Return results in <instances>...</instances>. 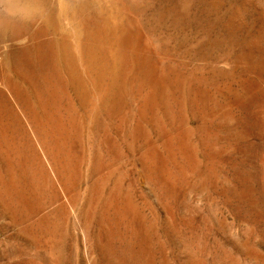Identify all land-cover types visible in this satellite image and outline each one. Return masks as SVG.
Masks as SVG:
<instances>
[{
    "label": "rangeland",
    "instance_id": "374dc122",
    "mask_svg": "<svg viewBox=\"0 0 264 264\" xmlns=\"http://www.w3.org/2000/svg\"><path fill=\"white\" fill-rule=\"evenodd\" d=\"M10 1L0 264H264V0ZM97 23L110 43L101 100L82 50ZM35 41L38 89H55L46 117L10 70L13 46Z\"/></svg>",
    "mask_w": 264,
    "mask_h": 264
},
{
    "label": "bare ground",
    "instance_id": "6f19581e",
    "mask_svg": "<svg viewBox=\"0 0 264 264\" xmlns=\"http://www.w3.org/2000/svg\"><path fill=\"white\" fill-rule=\"evenodd\" d=\"M34 5H36V4L34 3ZM13 10H14V7H13V4L11 3L10 0H0V17L2 16V13L12 12ZM107 30H108V25L107 24L105 25L104 23H97V24H94L90 27H87L86 36H85L86 39L82 44V50H83V54H84L85 67H86L85 71L87 70V79H88V82L90 83V85L92 86V88L95 90L96 97L100 100L102 99V97H104L108 93V91L110 89V88L109 89L107 88L106 83H105L106 76L108 74L107 70L109 67V62H108V59L106 57L107 52L109 54V51H108L109 49L106 50V46L108 44H110V43H108L109 36L107 34ZM26 41H28V40L26 39ZM20 43H22V41ZM43 51L44 50H43L42 45L36 41H35L34 45H32L31 47L30 46L28 47L26 45H22V46H19V45L15 46L14 45L12 48V53L14 54V62H13V65H12L10 70L14 73V75H16L17 77H20L23 84L26 85V87H24L23 85L21 86V88L18 87L22 91L23 96L25 97V98L24 97L23 98L29 99L30 96H33L36 99V103H37V105H35L36 106L35 109H39L40 111H42V113H45L44 117H46L49 114L48 109H50V106H51L50 100L53 97V93H55V89H52V90L50 89L49 83L47 80H46V82H47L48 88H49L48 91L45 90V93H43V95H41V89H38L39 85L37 83V79H38V77H40L41 74H42L41 76H43L45 74L44 73L45 71L43 72V69H45L44 63H45V59H46V57H45L46 54L44 55V53H46V52H43ZM83 54L81 53V55H83ZM117 54H115V55H117ZM121 54H119V55H121ZM50 57L53 58V54H50ZM245 57L248 59L251 57L250 51L245 52ZM115 58L117 59L116 56H115ZM119 58H121V60H122V57H119ZM121 60H117V62L121 61ZM67 63L69 65L71 64L70 59H67ZM119 63H121V62H119ZM46 76H47L46 79L53 78V80H56L59 84L61 82V80L59 79V74H58V72L55 71L54 68H53V70L50 68V71L48 72V74ZM81 79L82 78L78 77L76 74H73V76L71 77L69 85H71L73 88H76L77 91L79 90L81 92V95H82L84 85H83ZM43 81H45V79H43ZM12 89H14V87H12ZM12 92L15 93L14 90H12ZM45 95H47V96H45ZM82 97H83V95H82ZM23 106H21L22 111L24 112V115L29 118L31 115L29 116V112H28V109L26 108V106L25 105H23ZM35 115H36V113L33 114V117H34L33 120L35 122L37 121V123L34 124L32 122L33 123L32 129H33L34 134L37 133V130L40 128V126H43V123L46 121V119H45V121L43 123H41V120L39 118H37ZM37 116H39V115L37 114ZM50 117H52V116H50ZM49 121H51V120H49ZM49 121H47L46 123H48ZM62 125H61V122L58 123L57 121L53 120L50 130L58 133L59 131H61ZM48 132H49V129H48ZM55 140H57V139H55ZM59 140H62V139H59ZM42 146L44 147V145L41 144V148H42ZM42 149H45V147ZM47 150H48V148H46L44 150L45 151L44 154L46 153V155H47ZM153 159L155 160L154 157H153ZM154 160H152V161H154ZM155 161H157V160H155ZM50 162H51L52 166L55 165L53 159H50ZM157 173L161 174V177H164V176H162L163 175V169L157 171Z\"/></svg>",
    "mask_w": 264,
    "mask_h": 264
}]
</instances>
